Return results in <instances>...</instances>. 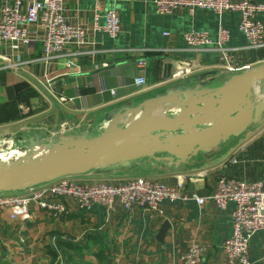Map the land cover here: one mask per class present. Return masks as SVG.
Here are the masks:
<instances>
[{"label": "crops", "instance_id": "obj_1", "mask_svg": "<svg viewBox=\"0 0 264 264\" xmlns=\"http://www.w3.org/2000/svg\"><path fill=\"white\" fill-rule=\"evenodd\" d=\"M107 8L116 9L120 16V32L113 39L103 30L94 29L92 0L65 2L68 21L85 28L87 48L81 52L68 45L53 61L43 59L41 31L35 25L30 26L33 40L28 46L11 47L0 41V54L18 64L16 68L0 66V134L20 133V137L26 132L23 130L30 129L45 138L53 133L58 143L63 136L90 125L88 128H94L92 134L96 135L98 127H105L110 118L132 111L144 99L180 81L202 75L225 80L264 64V46L246 47L237 12L217 15L211 9L195 8L190 13L182 8L159 14L153 0H106L97 12L100 25ZM258 18L264 24V11ZM218 27L228 30L227 45L240 48L235 63L241 69L228 72L221 68L218 52L197 53L183 41L182 34L187 30H206L214 38ZM179 61L193 62V69L172 77ZM31 74H48L53 93L72 100L63 105L43 86L45 96H41L28 82ZM137 76L145 78L143 85L134 84ZM113 88L115 94L110 93ZM22 122V127L16 126ZM63 122L70 127L59 131ZM128 176L159 179L187 199L163 200L161 213L142 208L124 211L118 204L113 208L94 204L88 210H78L71 201L65 203L66 217L54 216L34 204L26 211L0 209V264H183L182 253L192 241L207 248L202 264H227L222 243L231 234L233 204L221 211L207 196L221 176L264 184V112L240 133L187 161L174 164L143 157L129 167L110 165L75 175L108 183ZM192 195L203 202L197 203ZM11 213L23 220L11 219ZM165 221L169 226L159 241V229ZM66 241L70 247L58 249L57 244ZM51 248L57 250V258L50 254ZM249 250L253 264H264V230L252 236Z\"/></svg>", "mask_w": 264, "mask_h": 264}, {"label": "built area", "instance_id": "obj_2", "mask_svg": "<svg viewBox=\"0 0 264 264\" xmlns=\"http://www.w3.org/2000/svg\"><path fill=\"white\" fill-rule=\"evenodd\" d=\"M68 0H2L0 4V41L12 45L28 46L33 40L30 26L35 25L41 31V51L43 59L53 61L63 55L64 49L72 45L81 52L87 48L85 28L77 23H71L64 12V4ZM95 18L94 29L103 30L110 38H116L120 32V16L116 9L107 8L102 13L103 25L97 23L98 10H102L106 0H92ZM155 11L159 14H171L182 8L190 13L195 8L211 9L217 15L223 12L239 14L238 28L246 39V47L255 49L264 46V24L258 15L264 11V3L256 0H153ZM166 35V32L164 33ZM186 47L200 53L205 50L218 52L221 68L228 72L241 69L235 63V54L239 47L227 45L228 30L218 27L216 36L210 37L206 30L190 29L182 34ZM78 52V51H77ZM0 66L16 68L18 65L0 54ZM66 63H71L67 61ZM193 69V62L179 61L172 77L183 76ZM28 80L30 85L43 96L42 86L59 103L65 105L72 100L62 95H55L48 74L32 75ZM145 78H134L136 86L143 85ZM111 94L116 90L110 89ZM45 96V95H44ZM110 123L121 124L113 119ZM104 125L98 127L99 133ZM70 125L63 122L59 131H65ZM90 127V125L88 126ZM87 129H94L88 128ZM58 132V131H56ZM62 133V132H60ZM52 133L41 142L55 146ZM57 136V135H56ZM180 184H178L179 186ZM197 203L203 199L192 195ZM214 206L224 211L229 203L231 234L223 243V251L227 264H253L249 253V240L258 231L264 230V184L260 181H246L237 177L221 176L215 189L207 196ZM173 186L165 182L144 176H128L115 183H108L99 178L78 179L75 175H65L54 180L31 185L22 190L1 191L0 209L21 208L26 211L34 204L40 210L54 216L66 217L68 209L66 202L71 201L78 210H88L94 204L113 208L119 205L124 211L134 208L146 209L152 213H161L163 200L175 202L185 200ZM11 219L23 218L11 213ZM205 248L202 244L192 242L182 254L183 264H200ZM60 258V257H58Z\"/></svg>", "mask_w": 264, "mask_h": 264}, {"label": "water", "instance_id": "obj_3", "mask_svg": "<svg viewBox=\"0 0 264 264\" xmlns=\"http://www.w3.org/2000/svg\"><path fill=\"white\" fill-rule=\"evenodd\" d=\"M223 97L226 103H221ZM160 103L175 104L178 111L168 110L169 114L145 116L123 125L110 123L96 135L92 134L93 129L84 128L59 139L55 150L46 140L41 142V134L33 133L27 138L26 147L42 143L51 148L50 152L40 159L13 165L1 162L0 192L22 190L61 176L101 170L110 165L129 167L143 157L174 164L187 161L260 119L264 112V64L234 73L225 80L202 75L180 81L172 88L144 99L131 110L139 111ZM209 115L213 118L207 130L192 134L191 127ZM173 135L180 138L174 140ZM148 137L144 143L130 146L131 142ZM168 226L167 221L161 225L159 241Z\"/></svg>", "mask_w": 264, "mask_h": 264}, {"label": "bare ground", "instance_id": "obj_4", "mask_svg": "<svg viewBox=\"0 0 264 264\" xmlns=\"http://www.w3.org/2000/svg\"><path fill=\"white\" fill-rule=\"evenodd\" d=\"M226 101V99L223 97L221 103H224ZM226 103V102H225ZM178 106L175 104H167V103H160L157 105H153V106H147L141 110H137V111H129L126 114H122V115H117L116 117H113V120L116 121H120V122H124V123H129V122H133L137 119H140L142 117L145 116H161L162 114H164V112L167 114V111L170 110L171 112H176L178 111ZM213 116L209 115V116H205L203 118H201V120L199 121L198 124L194 125L191 127V133L192 134H198L201 132H205L208 128V124L212 121ZM224 123V121H223ZM110 121L107 122V127L109 126ZM105 126V127H106ZM104 127V128H105ZM171 138H174V140H178L180 138V136H172ZM148 138H144L142 140H137L134 142L130 143V146H137L139 144L144 143L146 140H148ZM9 138L7 140H5V143L0 145V158H5L7 157L10 161L8 162V165H13V164H17L20 163L24 160H32V159H40L42 157H44L45 155H47L51 148H53L55 150V148H58V146H51V148H46L42 143H38L35 146H33L32 148H27L26 145L25 147H16L15 149L11 148V143L9 142ZM22 151H25V154H23Z\"/></svg>", "mask_w": 264, "mask_h": 264}, {"label": "rangeland", "instance_id": "obj_5", "mask_svg": "<svg viewBox=\"0 0 264 264\" xmlns=\"http://www.w3.org/2000/svg\"><path fill=\"white\" fill-rule=\"evenodd\" d=\"M45 95V94H44ZM58 102V101H57ZM20 124H24L23 122L22 123H19V124H17L16 126L17 127H22V126H20ZM124 123L123 122H121V124H118V125H123ZM61 125V124H60ZM23 131H26V132H23L22 133V135L19 137L18 135L20 134V133H10V134H0V145L1 144H3V143H5V140H7L8 138L10 139L9 140V142L8 143H11V148L12 149H15L16 147H25V145H26V140H27V138L28 137H30V136H32V134H33V132H30L31 130L30 129H25V130H23ZM20 132H22V131H20ZM42 135V134H41ZM42 138H43V136H42ZM43 143V142H42ZM1 151V150H0ZM23 152V154H25V151H22ZM2 159H4V161H2ZM0 158V163L2 162V163H4V164H7L8 165V162H9V159L7 158V157H5V158ZM6 159V160H5ZM233 161H236V160H233ZM247 181V180H246ZM174 187V186H173ZM175 188V187H174ZM230 236V235H229ZM228 236V237H229ZM227 237V238H228ZM252 238V237H251ZM251 238H250V240H251ZM225 240L226 239H224V241H223V243L225 242ZM250 240H249V245H250ZM192 242H197V241H192ZM191 242V243H192ZM190 243V244H191ZM197 243H199V242H197ZM223 243H222V248H223ZM189 244V245H190ZM199 244H202V243H199ZM203 245V244H202ZM204 246V245H203ZM188 248V247H187ZM187 248H186V250H187ZM204 248H205V252H204V254L206 253V251H207V248L204 246ZM185 250V251H186ZM184 251V252H185ZM183 252V253H184ZM182 253V254H183ZM249 253H250V250H249ZM204 254H203V256H202V260H203V257H204ZM182 257V256H181ZM202 260H201V263L200 264H202ZM59 262H62L61 260H60V258H59Z\"/></svg>", "mask_w": 264, "mask_h": 264}, {"label": "trees", "instance_id": "obj_6", "mask_svg": "<svg viewBox=\"0 0 264 264\" xmlns=\"http://www.w3.org/2000/svg\"><path fill=\"white\" fill-rule=\"evenodd\" d=\"M57 245H58V249H59V248L64 247L65 245H67V246L70 247L71 244H69V243L66 241V242H59ZM57 253H58L57 250H54V249H52V248L50 249V254L52 255L53 258H57Z\"/></svg>", "mask_w": 264, "mask_h": 264}]
</instances>
